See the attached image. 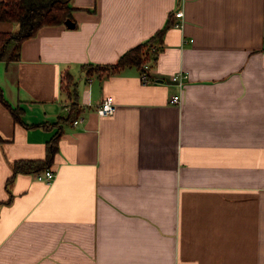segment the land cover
<instances>
[{
  "label": "crops",
  "instance_id": "1",
  "mask_svg": "<svg viewBox=\"0 0 264 264\" xmlns=\"http://www.w3.org/2000/svg\"><path fill=\"white\" fill-rule=\"evenodd\" d=\"M71 5L73 26H41L0 61L3 98L20 108L15 119L0 100V264H264V0ZM178 8L152 81L135 65L84 67L116 62ZM73 108L82 122L55 124ZM56 131L51 183L13 173Z\"/></svg>",
  "mask_w": 264,
  "mask_h": 264
},
{
  "label": "trees",
  "instance_id": "2",
  "mask_svg": "<svg viewBox=\"0 0 264 264\" xmlns=\"http://www.w3.org/2000/svg\"><path fill=\"white\" fill-rule=\"evenodd\" d=\"M72 9L71 0H0V21H9L17 25L15 30L0 31V61L18 59L21 43L33 36L41 26L65 24L68 20L72 21ZM170 24H173V20L169 19L166 26L159 29L145 41L129 48L120 55L116 62L88 64L84 67H88L89 71L97 72L100 76L116 73L121 68L131 65L139 67L141 71L144 63L149 61L150 65H152L156 61L158 52L163 48L162 35L164 29ZM154 45L157 46L156 51L151 50ZM70 87H72L71 90H69ZM61 88L73 91L74 86L70 73H65V77L61 78ZM0 100L10 109L15 119H20V108L11 107L3 98L1 89ZM75 109L73 108L66 117H58L55 124L72 121L73 117L78 113V110ZM58 136L59 131H56L48 140L46 154L43 159H22L15 161L12 167L13 173H35L48 168L57 149ZM1 141L2 138L0 136Z\"/></svg>",
  "mask_w": 264,
  "mask_h": 264
},
{
  "label": "built area",
  "instance_id": "3",
  "mask_svg": "<svg viewBox=\"0 0 264 264\" xmlns=\"http://www.w3.org/2000/svg\"><path fill=\"white\" fill-rule=\"evenodd\" d=\"M173 14L176 18H178V20L177 19L174 20L173 25L174 26H182L183 11L180 8H178V9L174 10ZM183 41H185V40L183 39ZM190 41H192V39H190ZM151 50L156 51L157 46L154 45L151 48ZM150 69H151V65H150L149 61L143 64L141 71H140V79H141L142 83H148V82L153 80L152 77H150ZM187 77H188V74L183 70L177 71L171 76V82L175 83L178 86V88L180 89V93L171 94L169 96V99H168L169 103H172L175 105H180V103H181V89L183 88L184 80H186ZM112 106H113L112 97L106 96L97 105L96 112L99 115L108 114L112 111ZM83 118L84 117L80 115V116L76 117L75 119H73V123L76 124L78 122H82ZM34 174L38 180H42V181H45L47 183H51V181L54 178L55 172L50 168H45L41 171L35 172Z\"/></svg>",
  "mask_w": 264,
  "mask_h": 264
},
{
  "label": "water",
  "instance_id": "4",
  "mask_svg": "<svg viewBox=\"0 0 264 264\" xmlns=\"http://www.w3.org/2000/svg\"><path fill=\"white\" fill-rule=\"evenodd\" d=\"M65 24H66L67 26H73V25H74L73 21H70V20L66 21Z\"/></svg>",
  "mask_w": 264,
  "mask_h": 264
},
{
  "label": "rangeland",
  "instance_id": "5",
  "mask_svg": "<svg viewBox=\"0 0 264 264\" xmlns=\"http://www.w3.org/2000/svg\"><path fill=\"white\" fill-rule=\"evenodd\" d=\"M71 89H72V87L69 88V90H71Z\"/></svg>",
  "mask_w": 264,
  "mask_h": 264
},
{
  "label": "bare ground",
  "instance_id": "6",
  "mask_svg": "<svg viewBox=\"0 0 264 264\" xmlns=\"http://www.w3.org/2000/svg\"><path fill=\"white\" fill-rule=\"evenodd\" d=\"M47 183V182H46Z\"/></svg>",
  "mask_w": 264,
  "mask_h": 264
}]
</instances>
